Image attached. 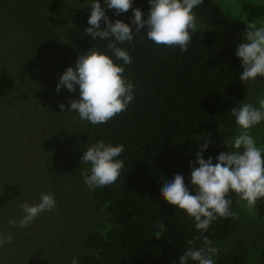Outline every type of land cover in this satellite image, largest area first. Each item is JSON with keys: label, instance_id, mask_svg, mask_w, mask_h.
I'll return each instance as SVG.
<instances>
[{"label": "trees", "instance_id": "1", "mask_svg": "<svg viewBox=\"0 0 264 264\" xmlns=\"http://www.w3.org/2000/svg\"><path fill=\"white\" fill-rule=\"evenodd\" d=\"M100 3L104 7V0ZM90 6L91 0H0V48L28 60L37 45L45 43L51 34L58 41L60 53L45 71L44 89H52L65 69L74 68L78 55L91 47L101 49L115 63L122 64L107 49V40H93L85 32ZM132 7L141 9L142 18L146 19L148 0H132ZM223 11L218 0H203L194 9L198 29L191 33L186 52L155 45L146 38L143 28L134 34L131 44L117 45L132 58L124 66V76L133 83L134 98L126 111L107 123L93 126L81 120L77 112L69 111L70 101L80 99L79 87L75 92H66L72 144L82 179V171L88 174L90 165L81 163L80 158L97 140L124 146L118 157L124 168L120 179L108 186L90 190L83 180L80 199L73 200L74 208L73 204L67 207L72 213L60 216L62 226L57 221L54 225L48 218L44 220L45 226L37 230L45 238L34 243L39 249L38 258L47 264H71L73 258L77 264H179L178 258L187 248L205 247L202 239H196L201 233L193 218L163 200L160 191L163 183L176 174L183 175L185 184L192 188L189 164L198 167L195 156L200 146L207 139L209 146L202 157H212L215 163L220 152L232 150L224 141L239 131L231 108L245 102L255 106V95L239 79L242 68L235 55L251 21L242 17L244 24L229 25L223 19ZM105 13L112 22L119 19L131 25V9L116 15L114 9L105 7ZM31 21H35L34 25ZM24 27L32 33L27 43L19 33ZM131 27L135 31V25ZM39 28L44 29V35L38 34ZM215 30L219 35L215 36ZM258 81L264 83L263 78ZM254 82L257 81L250 84ZM21 86H26L23 77L10 69L0 51V102L12 107L15 117L16 111H29L28 104L25 111L15 104L23 95ZM256 86L251 90H259ZM256 93L258 100L264 98L262 92ZM34 100L40 101V115L41 98L33 96L29 101ZM19 119L11 122L14 128ZM9 124L2 123V127ZM250 134L257 146L264 147V121L252 128ZM228 198L237 218L218 217L204 233L219 250L215 264H264V230L250 227L252 222H258L255 215L256 219L264 218V198L258 200L255 208L231 191ZM42 215L45 217L47 212ZM161 222L166 230L157 239L156 225ZM189 240L193 244L189 245ZM10 258L13 260V256ZM188 264L198 262L189 259Z\"/></svg>", "mask_w": 264, "mask_h": 264}, {"label": "clouds", "instance_id": "2", "mask_svg": "<svg viewBox=\"0 0 264 264\" xmlns=\"http://www.w3.org/2000/svg\"><path fill=\"white\" fill-rule=\"evenodd\" d=\"M150 5L146 19L139 8L132 7V0H104V7L100 0H91L89 25L85 32L93 40L99 38L107 40V49L111 51L114 60L99 48L91 47L78 55L75 67H67L59 77L56 91L61 87L69 92H75L79 87V100H71L69 111L79 114L93 126L104 124L127 110L133 100V83L124 76L125 65L132 62L126 49L117 45L125 42L131 44L134 34L146 29V38L157 46L179 48L186 52L191 43L192 35L198 29V22L194 9L203 0H148ZM105 7L114 9L115 14L132 10L131 25L117 19L110 21L105 13ZM101 21L104 26H101ZM243 42L235 50L240 60L242 72L240 81L251 83L258 77H264V26L258 27L251 22L243 32ZM143 38V37H142ZM259 107L252 103H240L231 108V115L235 118L238 133L224 144L231 147V151H222L213 158L204 159L202 153L209 146L207 139L196 153L195 162L198 167L192 168L190 184H185L184 177L176 174L171 180L165 181L160 195L168 204L183 210L193 218L195 228L201 233L196 239L203 240L205 247H189L179 256V264H188L189 259L198 264H215L214 257L218 248L212 246V241L204 235L213 221L219 218H237L231 210L232 200L229 192L237 194L239 200L255 208L258 200L264 198V147L257 146L250 130L264 121V98L259 99ZM60 112H64V104H59ZM122 144L112 145L103 140H97L87 147L81 156V163L90 165L88 174L82 173L84 183L90 190L115 183L121 177L124 163L118 157L124 152ZM194 189V190H193ZM56 208L55 197L52 193H41L39 202L30 204L24 201L20 204L23 216L16 221L9 219L12 227L24 228L29 226L43 212ZM159 229L155 233L157 239L166 230L161 222L156 225ZM13 240L11 233H0V247L10 244ZM188 244H193L192 240ZM71 264H77L73 258Z\"/></svg>", "mask_w": 264, "mask_h": 264}, {"label": "rangeland", "instance_id": "3", "mask_svg": "<svg viewBox=\"0 0 264 264\" xmlns=\"http://www.w3.org/2000/svg\"><path fill=\"white\" fill-rule=\"evenodd\" d=\"M218 1L223 7V19L227 24H244L242 17H246V22H254L258 27L264 26V0ZM34 22L31 21L30 24L34 25ZM27 29L24 27L19 31L22 40H26L25 43L30 41L32 35ZM37 32L44 35L42 28ZM214 34L219 35L216 30ZM57 43L49 34L46 42L38 44L37 50H34L28 60H21L19 55L12 56L0 48L10 69L18 71L26 84L19 87L24 91L15 104L23 107V110L28 104L29 110H24L25 113L16 111L18 117H15L13 108L2 106L0 102V233L13 235L10 244L0 247V264H47L43 258L37 256L39 249H36L37 245L34 243L45 238L37 228L44 227V220L47 218L50 223L55 225L57 221L62 226L60 216L63 213H72L67 207L73 204L74 208L76 203L73 200L80 199L79 194L82 192L79 189L84 188L80 161L76 159L72 144L71 122L68 117L69 100L64 96L68 90L61 87L57 92L58 81L52 89H44L42 85L45 71L53 64L54 58L59 56ZM259 78L253 84L247 83V91L250 90L249 93L255 95V107H259L256 91L264 94V83L258 81ZM254 85H258L256 89L259 90H251ZM33 96L41 98L40 115H37L41 108L40 101H29ZM58 100L64 104V112H60ZM14 118H20L15 123V128L14 123H11ZM19 121L21 124H18ZM9 122L8 126L2 127V123ZM41 193H52L56 208L46 211L45 217L41 214L27 227L21 228L18 223L16 227L10 226V218L19 221L23 216L20 204L24 201L30 204L39 202ZM256 218L258 217L255 215L254 220L258 222H252L250 227L262 232L264 218ZM11 256L13 260H9Z\"/></svg>", "mask_w": 264, "mask_h": 264}]
</instances>
